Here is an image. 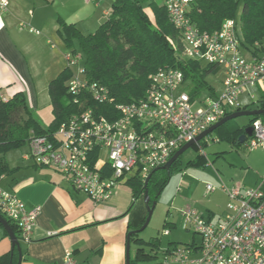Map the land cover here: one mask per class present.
Returning a JSON list of instances; mask_svg holds the SVG:
<instances>
[{
    "label": "built area",
    "instance_id": "1",
    "mask_svg": "<svg viewBox=\"0 0 264 264\" xmlns=\"http://www.w3.org/2000/svg\"><path fill=\"white\" fill-rule=\"evenodd\" d=\"M195 1L162 0L170 22L180 32L184 55L224 66L219 94L192 99L187 89H180L183 72L165 67L150 75L144 97L115 103L107 86L88 77L83 54L69 50L66 61L71 75L66 85L73 102L83 110L53 132L30 133L25 159L62 172L73 189L100 205L113 197L121 182L129 178L146 182L182 146L242 108L244 94L252 103L257 102L264 95V44L256 43L261 48L258 54L245 50L239 22L233 18L224 20L213 32L202 31L189 15ZM8 5V0H0V11ZM252 88L260 95L252 93ZM0 100L7 101L1 92ZM90 103L112 105L120 116L101 115ZM252 127L253 135L246 140L248 149L264 150V122L257 119ZM263 186L264 177L256 186L223 184L227 212L216 222L208 221L192 207L183 210L186 224L201 235V243L159 248L162 264H264ZM217 189L208 183L205 194ZM0 212L16 225L20 241H32L39 206L28 209L15 194L0 189ZM170 232L168 229L164 234ZM63 264H78L73 252L65 253Z\"/></svg>",
    "mask_w": 264,
    "mask_h": 264
},
{
    "label": "trees",
    "instance_id": "2",
    "mask_svg": "<svg viewBox=\"0 0 264 264\" xmlns=\"http://www.w3.org/2000/svg\"><path fill=\"white\" fill-rule=\"evenodd\" d=\"M145 3L151 8L153 18L146 12ZM241 5L239 22L243 48L258 54L261 48L256 43L264 44V0H196L189 15L202 31L213 32L221 27L224 20L236 19ZM60 24L59 34L67 48L83 54L88 77L107 86L115 103H130L144 97L150 75L165 67H175L183 72L184 84L192 99L200 98L207 89L209 95H217L207 77L220 67L184 55L180 32L170 22L162 0L161 3L159 0H114L108 18L93 33L84 34L76 24L63 20H60ZM70 75L71 70L67 67L49 84L54 119L47 128L33 115L24 92L16 93L7 101L0 100V179L18 169L9 165L5 154L26 144L31 130L38 135L53 132L72 115L83 110L73 102V96L68 91L66 82ZM89 105L101 115L115 119L120 116L112 105ZM263 108L264 95L257 102L246 104L238 110ZM257 119L264 122V113L251 117L246 125L229 127L231 121H228L216 130L228 141L240 144L239 139L245 133V128ZM181 157L169 169L154 171L147 187L138 178L125 182L133 188L130 212L136 215L134 204L143 195L146 204V189L150 197L149 205L157 202L171 174L179 169ZM146 208L145 214L136 215V219L130 220L129 232L144 225L148 216L147 204ZM8 221L20 238L16 225ZM130 241L131 246L137 247L131 264H162L158 255L160 238L145 241L137 233L131 236ZM11 256L12 253H8L0 257V264H8Z\"/></svg>",
    "mask_w": 264,
    "mask_h": 264
},
{
    "label": "crops",
    "instance_id": "3",
    "mask_svg": "<svg viewBox=\"0 0 264 264\" xmlns=\"http://www.w3.org/2000/svg\"><path fill=\"white\" fill-rule=\"evenodd\" d=\"M8 1V8L0 11V92L7 100L24 92L32 113L40 112L52 106L49 84L67 68L66 53L71 50L59 34L60 20L76 24L84 34L95 32L114 0ZM27 152L21 165H10L18 169L0 179V189L15 194L28 209L39 206L40 213L32 241H20L21 259L0 225V257L12 253L8 264H63L71 251L78 264H127L129 222L136 219L128 193L117 186L108 202L96 205L73 189L62 172L25 159ZM135 253L131 246V257Z\"/></svg>",
    "mask_w": 264,
    "mask_h": 264
},
{
    "label": "rangeland",
    "instance_id": "4",
    "mask_svg": "<svg viewBox=\"0 0 264 264\" xmlns=\"http://www.w3.org/2000/svg\"><path fill=\"white\" fill-rule=\"evenodd\" d=\"M159 1L161 3V0ZM144 6L147 9L149 8L147 3ZM241 9L242 5L236 16L238 22ZM85 33L88 34V32ZM224 69V66H221L216 73H212L207 77L209 84L218 93L223 88ZM180 89L185 90L186 85L184 84ZM250 91L257 96L260 95L257 88H252ZM208 93L209 90L207 89L203 95ZM242 99L246 104H251L253 101L248 95H245ZM196 105L194 108L197 107ZM251 107H255V105ZM33 114L45 128L54 119L52 106L43 107L40 112H33ZM250 118V116H241L233 119L229 127L246 125L250 122ZM32 132L34 131L31 130L30 133ZM28 147V143H26L8 151L5 157L9 165H21L23 161L22 154L28 151ZM104 158H106L105 153ZM263 177L264 150L262 148L249 150L246 141L240 144L232 143L220 136L219 132L215 130L183 153L179 169L171 174L169 182L159 194L152 218L148 226L139 233V236L145 241L156 237L160 238L161 251L168 247H183L192 243L199 245L202 240L201 235L194 231L190 223L186 224V219L182 214L183 210L192 207L205 219L211 216L207 219L208 221L216 222L227 212L228 197L221 189L223 184L231 187L242 181L244 186H253L256 185V183H253L254 181L261 182ZM231 179H234L235 182H230ZM208 183L215 185L218 189L206 195L205 191ZM118 188H121L124 193H128L129 202L132 204V186L121 182ZM134 208L137 216L146 213L144 195L138 198ZM168 229L171 230V234L165 235L164 231ZM136 248V245H132L133 253ZM161 256L162 253H159L160 259H162Z\"/></svg>",
    "mask_w": 264,
    "mask_h": 264
},
{
    "label": "water",
    "instance_id": "5",
    "mask_svg": "<svg viewBox=\"0 0 264 264\" xmlns=\"http://www.w3.org/2000/svg\"><path fill=\"white\" fill-rule=\"evenodd\" d=\"M262 113H264V108L263 109H253V110H250V109L238 110V111L230 113L229 115L225 116L222 120H220L218 123L212 125L206 131H204L199 136H197L195 140L188 142L187 144L182 146L164 166L157 168L155 171H157L159 169H169L173 165V163L175 161H177L178 158L181 155H183V153L187 149H189L190 147L194 146L195 144H197L198 142L203 140L205 137H207L209 134H211L213 131H215L216 129H218L219 127H221L223 124L227 123L228 121H231V120L236 119V118L241 117V116L253 117L256 115H260ZM252 135H253V127H252V125H249L245 128V133L240 137L239 140L241 143H244L247 140V138L251 137ZM151 176H152V174L147 178V180L145 182V187H147V184L149 183ZM145 197H146V204L148 206V216H147L146 222L144 223V225L140 229L133 230V231H130L128 233V236H127V264H131V241H130V238L133 234L140 233L141 231H143L148 226V224L152 218L153 211H154L155 206H156V201H154L151 206L149 205L150 197H149L148 189L145 190ZM0 224H2V226H4L7 233L9 234V236L12 240V243H13V248L17 247V249L20 253V259H21V257H22L21 256V242L19 240V237L17 236L16 232L14 231V229L11 226V224L9 223V221L2 214H0ZM10 264H13V262L11 261Z\"/></svg>",
    "mask_w": 264,
    "mask_h": 264
}]
</instances>
